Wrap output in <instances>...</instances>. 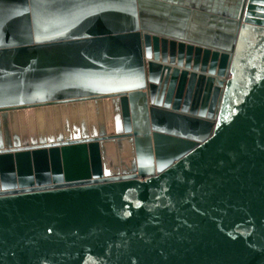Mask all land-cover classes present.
I'll use <instances>...</instances> for the list:
<instances>
[{
    "label": "water",
    "instance_id": "1",
    "mask_svg": "<svg viewBox=\"0 0 264 264\" xmlns=\"http://www.w3.org/2000/svg\"><path fill=\"white\" fill-rule=\"evenodd\" d=\"M0 264H264V0H0Z\"/></svg>",
    "mask_w": 264,
    "mask_h": 264
}]
</instances>
